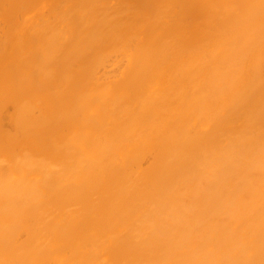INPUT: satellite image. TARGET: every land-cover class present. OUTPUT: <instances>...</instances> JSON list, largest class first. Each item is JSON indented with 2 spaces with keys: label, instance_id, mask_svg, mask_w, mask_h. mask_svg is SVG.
Here are the masks:
<instances>
[{
  "label": "bare ground",
  "instance_id": "bare-ground-1",
  "mask_svg": "<svg viewBox=\"0 0 264 264\" xmlns=\"http://www.w3.org/2000/svg\"><path fill=\"white\" fill-rule=\"evenodd\" d=\"M4 1L0 264H264V0Z\"/></svg>",
  "mask_w": 264,
  "mask_h": 264
},
{
  "label": "rangeland",
  "instance_id": "rangeland-1",
  "mask_svg": "<svg viewBox=\"0 0 264 264\" xmlns=\"http://www.w3.org/2000/svg\"><path fill=\"white\" fill-rule=\"evenodd\" d=\"M9 1H10V0H8V1L6 0V1H4V2L6 3V2H9ZM14 1H15V0H14ZM19 1H21V0H19ZM24 1H26V2H24L23 5H24V6H25V5H26V6L28 5V6H27L28 11L30 10L31 13H32V15L34 14L33 17L35 18V0H24ZM0 2H3V0H0ZM11 2H12V4H13V1H12V0H11ZM15 2H18V1L16 0ZM21 2H23V0H22ZM3 4H4V3H3ZM6 4H7V3H6ZM6 4H4V5H6ZM9 4H10V2H9ZM16 4H17V3H16ZM20 4H22V3H20ZM20 4H19V5H20ZM0 5H1V4H0ZM6 6H7V5H6ZM13 6H14V7L16 6L15 3H14ZM17 6H18V5H17ZM20 6H21V5H20ZM24 6H23V7H24ZM0 7H1V6H0ZM2 7H3V6H2ZM2 7H1V8H2ZM8 7H9V6H8ZM14 7H11V8H14ZM1 8H0V9H1ZM3 8H4V7H3ZM15 8H16V7H15ZM23 9H24V8H23ZM2 10H3V9H1L0 15H1V13H3ZM5 10H7V9H5ZM12 10H13V9H12ZM19 10H20V9H19ZM25 10H26V9H25ZM20 11H21V10H20ZM10 12H11V10H10ZM25 12H26V11H25ZM16 13H17V12H16ZM21 13H22V12H21ZM5 14H7V13L5 12ZM12 14H13V13H12ZM17 14L19 15V12H18ZM22 14H23V13H22ZM22 14H21V15H22ZM24 14H25V13H24ZM24 14H23V15H24ZM2 15H3V14H2ZM2 15H1V16H2ZM18 15L16 16V17H17L16 20H19V21H20V19H19L20 16H18ZM7 16H8V15H7ZM28 16H30V15L28 14ZM2 17H3V16H2ZM5 17H6V15H5ZM14 17H15V16H14ZM24 17H25V16H24ZM9 18H10V17H9ZM11 18H12V16H11ZM11 18H10V19H11ZM3 19L6 20V18H3ZM3 19L0 18V24H2V23L4 24V22L7 21V20H6V21H5V20L3 21ZM12 19H14V18H12ZM22 19H23V17L21 18V20H22ZM26 19H27V20H29V19L31 20V18H28L27 16H26ZM26 19L24 18V20H26ZM16 20H13V22H16V24H20V23L17 22ZM11 21H12V20H11ZM33 21H34V19H33ZM1 22H2V23H1ZM13 22H12V25H13L12 28L9 27V28H11L10 30H12L11 33L13 32L14 35H16L17 37H18V36L20 37V35H18V33H21V32L17 30V28H18L19 25H15V24H13ZM20 22H22V21H20ZM6 23H7L8 26H9V22L7 21ZM3 24H2L1 26L4 27L5 24H4V25H3ZM7 24H6V25H7ZM24 24H25V23H23V26L20 25V26H21V29H20V27H19L18 29L21 30V31H23V30H24V28H23V27H24ZM6 25H5V26H6ZM10 25H11V24H10ZM8 26H6V27H8ZM4 29H5V28H4ZM1 30H2V28L0 29V32L2 33ZM4 31H5V30H4ZM17 31H18V33H16ZM9 32H10V31H9ZM1 33H0V35H1L0 37H2V34H3L4 32H3L2 34H1ZM5 33H6V32H5ZM10 35L12 36V34H10ZM14 35H13V36H14ZM7 36H8V35H7ZM13 36H12V37H13ZM4 37H5V36H4ZM9 37H10V36H9ZM17 37L15 38V40L17 39L16 41L19 42V39H18ZM10 38H11V37H10ZM12 39H13L12 42H15V41H14V38H11V40H12ZM2 40H3V39H2ZM0 42H1V43H0V46H1V48H2V47L4 46V44L2 43L1 39H0ZM9 42H11V41L9 40V41H8V44H9ZM15 43H16V42H15ZM15 43H14V45H13V43H12L13 47L16 46V45L18 44V43H17V44H15ZM2 44H3V46H2ZM6 45H7V44H6ZM6 45H5V46H6ZM12 45H11V48H12ZM7 46H8V45H7ZM16 47H18V46H16ZM1 48H0V49H1ZM5 48H6V47H5ZM9 48H10V47H9ZM9 48H8V49H9ZM12 49H13V48H12ZM15 49H16V48H15ZM1 50H2V49H1ZM3 50H4V49H3ZM4 51H5V50H4ZM12 51H13V50H11V52H12ZM2 53H3V52H1L0 54H2ZM1 57H2V56H1ZM1 57H0V59H1ZM1 62H2V61H1ZM0 64H1V63H0ZM0 71H1V70H0ZM2 72H3V71H2ZM4 73H5V75H6V72H4ZM1 74H2V73H1ZM1 79H2V76H1ZM1 82H2V80H1Z\"/></svg>",
  "mask_w": 264,
  "mask_h": 264
}]
</instances>
